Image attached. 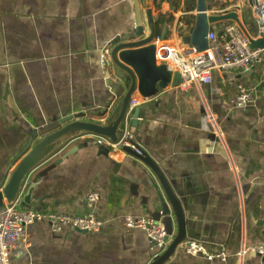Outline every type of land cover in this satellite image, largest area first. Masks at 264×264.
Instances as JSON below:
<instances>
[{
  "label": "crops",
  "instance_id": "0c3cea01",
  "mask_svg": "<svg viewBox=\"0 0 264 264\" xmlns=\"http://www.w3.org/2000/svg\"><path fill=\"white\" fill-rule=\"evenodd\" d=\"M206 4L210 14L237 13L252 38L262 37L253 0ZM195 6L186 7L185 0L154 6L158 30L166 26L170 44L181 45L190 34ZM138 9L144 22L141 0ZM134 22L131 0H0V175L15 167L13 158L31 131L54 119L77 113L93 122L110 118L117 102L106 85L102 49L111 38L131 31ZM227 24L234 23L212 28ZM180 85H168L146 100L136 92L141 120L133 139L179 200L187 240L201 242L209 252L223 249L227 259L192 257L180 246L166 264H264V257L240 255L245 248L264 246L261 67L248 73L214 71L209 85ZM241 91L251 98L244 108L236 106ZM30 184L35 185L30 204L22 202L21 209L77 217L94 213L106 227L92 234L68 229L54 234L48 223H35L27 227L24 247L11 254L10 264L151 262L146 234L123 223L125 216L154 219L159 211L158 181L137 159L84 136L37 168L25 190ZM90 193L98 194L97 203L87 201ZM158 221L174 233L172 215Z\"/></svg>",
  "mask_w": 264,
  "mask_h": 264
},
{
  "label": "water",
  "instance_id": "95a60500",
  "mask_svg": "<svg viewBox=\"0 0 264 264\" xmlns=\"http://www.w3.org/2000/svg\"><path fill=\"white\" fill-rule=\"evenodd\" d=\"M131 1L135 13L133 29L111 38L102 49L106 85L114 98L113 102H117L110 118L105 122L102 120L93 122L85 120L86 113L64 115L31 131L23 147L13 158L12 163L17 162L15 167L10 173V168H7L0 175V208L13 204L23 187H26L30 175L54 153L74 140L84 136H94L105 139L110 144H116L124 133L126 122L131 127L129 131L131 135H135L140 109L139 106L135 107L132 113H129V104L136 92L143 100L152 99L168 85L176 87L182 84L183 80L179 73L172 74L163 60L156 59L157 42L164 47L170 43L167 40L166 26L163 32L160 33L158 30V19L153 16L154 0H141L144 5V22L140 19L138 0ZM229 21L242 32L251 49H264V33L261 38H252L246 32L237 13L210 14L206 0H196L193 27L190 34L182 39L181 46L193 48L197 52L207 50V36L212 27ZM161 56L164 57L165 54L161 52ZM110 107L107 108V112ZM130 144L138 153L130 147H123L122 152L144 164L160 186V192L157 194L159 211L153 214L154 219L172 215L175 220L174 233L172 227L164 225L167 232L164 240L167 244L166 249L156 260L149 263L166 264L176 250L187 241L183 211L158 165L133 139L130 140ZM79 148L80 146L73 147L65 157ZM54 167L53 164L47 170ZM44 173L45 170L38 176L41 177ZM34 189V184L28 185L24 192L23 203L30 204Z\"/></svg>",
  "mask_w": 264,
  "mask_h": 264
},
{
  "label": "built area",
  "instance_id": "2783aa9c",
  "mask_svg": "<svg viewBox=\"0 0 264 264\" xmlns=\"http://www.w3.org/2000/svg\"><path fill=\"white\" fill-rule=\"evenodd\" d=\"M252 9L258 21L259 33L263 35L264 0H253ZM207 41L208 48L203 52L175 44L164 47L157 42L156 59L163 60L172 74H180L183 82L179 87L182 88L190 87L192 84H211L214 71L239 70L248 73L256 67H261L264 75V49H251L247 39L236 25L227 24L222 29L212 28L207 36ZM161 52L165 54L164 57L161 56ZM250 102V94L246 91H241L236 98L238 108H244ZM139 104L140 102L133 98L129 104V113H132ZM139 120L141 119L138 118ZM90 137L97 139V142L109 145L115 151L122 152L123 147H130L138 153L130 144L133 136L129 132L127 122L124 133L116 144H110L102 138ZM23 188L13 204L0 208V264H10L11 254L24 247L27 227L35 223H48L54 234H60L65 229L77 233L92 234L102 232L106 227V223L97 218L94 213L77 217L63 213L21 209L25 186ZM87 201L91 204L97 203L99 201L98 194L90 193L87 196ZM123 223L127 229L140 230L146 234L150 241L151 262L156 260L166 249L167 244L164 240L167 232L162 222L151 217L125 216ZM181 247L187 255L202 256L207 261L216 259L224 262L227 259L223 249L209 252L201 242L195 240H187ZM250 253L264 257V246L245 248L240 255Z\"/></svg>",
  "mask_w": 264,
  "mask_h": 264
},
{
  "label": "trees",
  "instance_id": "16d2710c",
  "mask_svg": "<svg viewBox=\"0 0 264 264\" xmlns=\"http://www.w3.org/2000/svg\"><path fill=\"white\" fill-rule=\"evenodd\" d=\"M162 1H164V0H154V6L156 8H158ZM185 2H186V7H192L196 4V0H185ZM167 21L169 22L168 19H167Z\"/></svg>",
  "mask_w": 264,
  "mask_h": 264
},
{
  "label": "rangeland",
  "instance_id": "374dc122",
  "mask_svg": "<svg viewBox=\"0 0 264 264\" xmlns=\"http://www.w3.org/2000/svg\"><path fill=\"white\" fill-rule=\"evenodd\" d=\"M214 26H215V25H214ZM214 26H213V27H214Z\"/></svg>",
  "mask_w": 264,
  "mask_h": 264
}]
</instances>
